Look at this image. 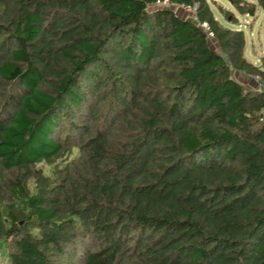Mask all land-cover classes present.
<instances>
[{"label": "trees", "instance_id": "trees-1", "mask_svg": "<svg viewBox=\"0 0 264 264\" xmlns=\"http://www.w3.org/2000/svg\"><path fill=\"white\" fill-rule=\"evenodd\" d=\"M155 1L0 0L6 264H264V69Z\"/></svg>", "mask_w": 264, "mask_h": 264}, {"label": "rangeland", "instance_id": "rangeland-1", "mask_svg": "<svg viewBox=\"0 0 264 264\" xmlns=\"http://www.w3.org/2000/svg\"><path fill=\"white\" fill-rule=\"evenodd\" d=\"M209 6L213 9L214 16L219 20V23L224 25L225 27L238 29L243 32L244 36V46L242 50L243 57L250 63L255 66L264 69V62L262 58H264V12L257 5L256 0H242L244 2H249V4H253L252 7H248L247 9L253 8V13L247 14V12L240 13L235 7H233L227 0H207ZM155 7L154 5H148L147 8L151 9ZM219 10H223L228 12L230 16L219 15ZM222 11V12H223ZM183 17H191L189 13L184 12L183 10L175 9V13ZM235 18V21L230 22V17ZM209 45L216 51V46L213 40L209 41ZM264 60V59H263ZM232 77L235 79H240L243 82L242 78H248L251 82L246 83L245 87L247 89H255L260 85V81L257 80L256 77L251 76L249 74L240 73L238 71H233ZM248 75V76H247ZM64 133L60 132V137H63ZM0 252L3 260H6L7 251L4 244V241L0 239Z\"/></svg>", "mask_w": 264, "mask_h": 264}, {"label": "built area", "instance_id": "built-area-1", "mask_svg": "<svg viewBox=\"0 0 264 264\" xmlns=\"http://www.w3.org/2000/svg\"><path fill=\"white\" fill-rule=\"evenodd\" d=\"M153 5L160 6V7H171L174 9H179L181 11L183 10L184 12L189 13L191 17L195 19V15H194L195 5H175V4L168 2L167 0H162V1L156 0ZM199 26L202 28L207 38L212 37L211 31L208 29L207 25L204 22L200 23ZM262 87H264V84H262ZM0 264H6L5 260H3L2 258L1 252H0Z\"/></svg>", "mask_w": 264, "mask_h": 264}, {"label": "crops", "instance_id": "crops-1", "mask_svg": "<svg viewBox=\"0 0 264 264\" xmlns=\"http://www.w3.org/2000/svg\"><path fill=\"white\" fill-rule=\"evenodd\" d=\"M240 73H243V72H240ZM243 74H244V73H243ZM245 76H246V74H245ZM247 76H248V75H247ZM251 76H252V75H251ZM236 80L239 81L240 83H242L244 86H245V82H246V83L251 82L248 78L245 79L244 77L242 78L243 82H241L240 79H238V78H237ZM258 87H259V86H257L255 89H258Z\"/></svg>", "mask_w": 264, "mask_h": 264}, {"label": "water", "instance_id": "water-1", "mask_svg": "<svg viewBox=\"0 0 264 264\" xmlns=\"http://www.w3.org/2000/svg\"><path fill=\"white\" fill-rule=\"evenodd\" d=\"M253 13V8H251V9H249L248 11H247V14H252Z\"/></svg>", "mask_w": 264, "mask_h": 264}]
</instances>
